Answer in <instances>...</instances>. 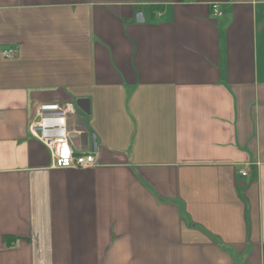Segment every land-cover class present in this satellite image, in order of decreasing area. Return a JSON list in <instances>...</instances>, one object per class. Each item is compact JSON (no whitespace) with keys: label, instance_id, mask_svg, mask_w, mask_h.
<instances>
[{"label":"crops","instance_id":"crops-1","mask_svg":"<svg viewBox=\"0 0 264 264\" xmlns=\"http://www.w3.org/2000/svg\"><path fill=\"white\" fill-rule=\"evenodd\" d=\"M0 264H264V0H0Z\"/></svg>","mask_w":264,"mask_h":264},{"label":"built area","instance_id":"built-area-1","mask_svg":"<svg viewBox=\"0 0 264 264\" xmlns=\"http://www.w3.org/2000/svg\"><path fill=\"white\" fill-rule=\"evenodd\" d=\"M5 56H16L15 51L4 52ZM72 114L68 104L44 102L38 105L36 118L28 129L32 137L41 142L50 152L55 169H87L95 165L93 154L76 153L69 142L67 118ZM248 175L247 171L240 173Z\"/></svg>","mask_w":264,"mask_h":264},{"label":"water","instance_id":"water-1","mask_svg":"<svg viewBox=\"0 0 264 264\" xmlns=\"http://www.w3.org/2000/svg\"><path fill=\"white\" fill-rule=\"evenodd\" d=\"M137 22H142V20H139L138 17L136 18ZM96 137L92 134L91 136V150L92 152H96Z\"/></svg>","mask_w":264,"mask_h":264}]
</instances>
